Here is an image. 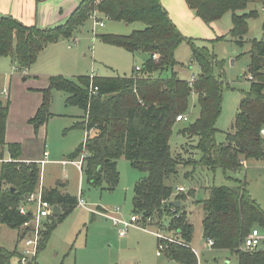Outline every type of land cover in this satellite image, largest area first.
Returning <instances> with one entry per match:
<instances>
[{
	"label": "trees",
	"instance_id": "1",
	"mask_svg": "<svg viewBox=\"0 0 264 264\" xmlns=\"http://www.w3.org/2000/svg\"><path fill=\"white\" fill-rule=\"evenodd\" d=\"M185 1L206 24L232 13L230 35L239 45L244 44L242 39L249 31L248 21L258 15L256 9L240 12L253 3H260L264 9V0ZM95 11L114 22L143 23L144 29L129 35L100 34L98 38L129 53H147L149 58L130 77L69 79L51 76L48 88L42 91L43 102L30 123L38 131L52 116V92L67 93L68 105L85 111V121L76 122L73 127L95 131L70 159L76 160L85 152L83 170L90 183L98 185L104 180L109 190H114L119 182L117 163L121 158L130 161L135 170L147 173V177L134 187L133 213L155 218L157 223L153 225L162 230L165 218L169 217L168 230L182 245L171 244L164 252L166 257L181 264H197V255L191 248L194 225L183 203L186 198L183 192L175 196L176 187L171 185L183 161L172 154L170 139L178 123L177 117L188 112L190 97L195 93L199 117L179 131L187 139H197L195 147L201 156L198 160H189L194 167L214 172L221 169L226 174L239 171L247 160H264V136L261 134L264 127V38L253 40L250 51L249 72L253 78L260 79L251 81L236 114L234 131L226 134L225 143L218 144L216 124L222 113L224 92V74H216V68L221 70L220 61L209 48L199 47L184 37L161 0H82L63 24L51 28L26 26L11 16L0 14V58H10L18 69L28 70L48 45L72 38ZM226 39L227 36H221L213 41ZM184 41L191 46L192 57L201 69L193 84L179 78L176 72L164 77V73L174 70L178 64L175 53ZM91 86L98 91L91 92ZM9 111L10 101L0 98V225L17 230L20 243L30 231L26 224L31 216L22 215L19 207L39 188L41 169L35 162L20 161L21 144L6 142ZM6 153L10 156L7 161ZM43 194L45 200L61 207L62 215L52 216L47 222L39 253L47 246L55 228L79 203L77 197L64 194L59 188H43ZM173 201H180V207L173 206ZM202 206L203 237L207 242L214 241L213 248L230 251L237 257L238 264H264V249L243 248L253 229L264 230V210L249 194L245 183L210 188ZM17 245L13 251L0 246V264H12L14 257L20 258ZM17 264H21L20 260Z\"/></svg>",
	"mask_w": 264,
	"mask_h": 264
},
{
	"label": "rangeland",
	"instance_id": "2",
	"mask_svg": "<svg viewBox=\"0 0 264 264\" xmlns=\"http://www.w3.org/2000/svg\"><path fill=\"white\" fill-rule=\"evenodd\" d=\"M255 9L258 15L248 21L249 31L242 39L243 45L237 44L230 35L233 28L232 13H227L211 26L199 19H197L198 23L195 20L184 19L180 24V31L185 38L191 39L199 47L209 48L221 64V70L216 68L218 76H221L222 72L224 74L222 113L216 124L218 144L225 143L226 134L234 131L236 114L244 93L250 89L251 81L260 79L253 78L249 72L252 63L250 51L253 40L264 38V10L260 3H253L240 14L249 13ZM95 15L99 20L103 19L101 13L95 11L93 16ZM91 19L72 38H64L50 44L68 42L50 49L45 58L31 66L32 71L76 79L80 76L130 77L135 73L136 67H143L147 54L136 53L132 56L120 47L103 43L98 35L108 31V25L107 27L95 26ZM108 21L105 20V23L108 24ZM135 26L139 30L145 28L143 23H136ZM118 29L120 32L126 31L123 27ZM217 34L225 35L227 39L214 42L212 39ZM175 58L178 64L174 70L164 73V77L176 72L179 78L193 84L192 79L198 77L201 69L193 59L191 46L187 41L177 48ZM43 84V78L36 81L34 76H25L24 70L18 69L10 59H0V93L2 90L5 91L3 95L9 99L11 91L13 116L20 114L27 105L31 106L38 95L42 98ZM3 95L0 94V97L5 100ZM67 95L60 91L52 92L50 102L52 116L44 126L41 138V142H46L45 149L50 154V162L41 166L42 183L47 188L59 187L65 193L77 198L80 197L81 191L86 207L78 205L55 228L47 246L39 253L38 261L41 264H116L118 261L123 264H181L169 261L165 253L161 257L157 255L160 240L154 234L132 227L128 230L127 236L122 238L119 236L120 227H116L112 220L98 213H116L123 220L130 221L134 214V187L140 180L147 177V173L135 170L130 161L121 158L117 163L119 182L114 190H109L104 180L98 185H93L87 175L81 174L76 167L72 165L64 167L56 163V161L68 160L84 140V133L79 130L80 128L67 126L68 115L81 113L77 107H66ZM199 113L198 96L193 93L190 97L189 110L185 114L188 120L175 125L170 139L172 154L183 161V167L179 169L171 185H174L176 190L179 187L185 188L183 195L186 200L183 203L188 219L194 225L193 247L201 251L196 256L197 264H238L237 257L230 251L222 253L206 251L208 250L207 245L210 249L211 247L203 239L204 209L202 203L207 198L210 188L233 186L238 182H243L249 194L264 210V160H247L243 162L239 171L226 174L221 169L214 172L199 166L194 167L192 161L198 160L201 156L195 147L197 139H187L179 131L194 123ZM74 144L77 146L71 151ZM1 165L0 162V171ZM176 194L179 193L176 191L175 196ZM164 222L165 229L162 233L170 236L169 217H166ZM157 228L154 226L152 229L156 231ZM260 235L263 239L259 248L264 249L263 229L260 230ZM171 236L176 238L175 235ZM16 243L22 248L23 240L18 243V231L0 225V245L13 251ZM225 257L229 258L228 261H225ZM12 264H17V257L12 259Z\"/></svg>",
	"mask_w": 264,
	"mask_h": 264
},
{
	"label": "crops",
	"instance_id": "3",
	"mask_svg": "<svg viewBox=\"0 0 264 264\" xmlns=\"http://www.w3.org/2000/svg\"><path fill=\"white\" fill-rule=\"evenodd\" d=\"M81 1L82 0H0V14L5 15V16H11L26 26H38L39 28H51L55 25L63 24L68 19V17L72 14V12L79 6ZM161 1H162V4L164 5V7L166 8V10L168 11L170 18L177 25L179 30H181L180 24L183 23L184 19L189 20V21L195 20L196 23L199 22L197 19L202 21L199 17L196 16L194 11H192L188 7L185 0H161ZM102 18L103 19H100V20L104 21V24H105L103 27H107V25H108V31H106L104 34L129 35L133 31L139 30L135 26L136 23L131 24V25H127V24H124L121 22H114V21L109 20L107 22L108 24H106L105 20H108V19H105V16H103V15H102ZM202 22H204V21H202ZM213 23H215V22H213ZM213 23L207 24V25L211 26ZM111 25H114V26H111ZM121 27L125 28L126 31L125 32L118 31V30H120L118 28H121ZM80 32H81V30H80ZM221 36H225V35L217 34V35H215L214 39H212V40H215L216 38L221 37ZM67 43L68 42L64 41V42H61V43H58L55 45L47 46L44 49V51H42L40 53L37 62H40L42 58H45L49 54L50 49L54 48L55 46H57L59 44H67ZM136 53H143V52H136ZM136 53H130V54L132 56H134ZM145 54H147V53H145ZM148 58H149V55L147 56V59ZM0 59H2V58H0ZM3 59L6 60V59H10V58H3ZM10 61H11V63H13L11 59H10ZM24 72H25V76L26 75L34 76L36 81H38L42 78L44 79V84L42 85V88H43L42 91L45 90L46 88H48L49 78L51 76H54V75H49L50 73H43V72H39L36 70L32 71L31 68H29L28 70H24ZM47 77H48V79H47ZM0 94L1 95L5 94V91L2 90ZM42 98H43V95H42ZM42 98L40 97V95H38L35 102L31 106L27 105L26 109L23 110L20 114H17L16 116H13V109L11 108V103L13 100L12 95H11V91H10L9 99L5 97V100H3V98H1L3 101H6V100L10 101V111H9V116H8V120H7V127H6V142L7 143L21 144L22 145V156H21L20 161L25 162V163L35 162L39 165L40 169H41V166L47 165L50 162V154L45 149V147H46L45 143L46 142H41L42 141L41 138L43 137L42 136L43 135L42 134L43 129H44V126L47 125V123L42 125L39 128V130L36 131L34 126L30 123V120L36 116V114H37V112H38V110H39V108L43 102ZM67 98H68V95H67ZM67 98H66V107H76V106L68 105ZM77 108L81 111V113H78V114L71 113L70 115H68L69 116L68 120H67V126L68 127L71 126L72 128H74L73 126L76 122H83L84 121L85 111H83L79 107H77ZM79 130H81L84 133V135H83V138H84L83 143H84L88 137V134H87L88 132L84 129H81V128ZM89 134H90V136H94L95 131H90ZM81 144H82V142H81ZM185 144H186V142H185ZM76 146L77 145L74 144L70 150L71 151L74 150L76 148ZM6 154L7 155L5 156V161L9 160V157H10L8 153H6ZM80 158H81V156H80ZM80 158H78L76 160L69 158L68 160L56 161V163L61 164L64 167L67 165H72V166L76 167V169L81 174H83L84 170L83 169L80 170L76 166V164L72 163L75 161H79ZM63 161H68L69 163L66 165H63L62 164ZM0 162L2 164V161H0ZM1 167H2V165H1ZM42 179H43V177H42V173H41V180H40V186L39 187L47 188L45 185H43ZM50 188H59V187H50ZM59 190L65 194V192L62 191V189L59 188ZM79 196L82 197L81 191H80ZM98 219L100 220V218H98ZM18 235H19V232H18ZM203 239H204V237H203ZM204 241L206 243H208L206 239H204ZM193 244H194V237H193V241L191 243V248L194 251V253L198 256L201 251H199L198 249L193 247ZM16 245H17V243H16ZM16 245H15V247H16ZM0 246H2V245H0ZM17 246H18V250L20 253L23 249V246H22V248H20L19 244ZM207 248H208V250H206V251H211V252L215 251L217 253L226 252V250H217L215 248L210 249L208 247V245H207ZM203 252H205V250ZM161 256H159V257H161ZM167 259L171 262H176V261H174L168 257H167ZM228 259H229L228 257H225V261H228ZM18 261H19V257H17V263H18ZM37 261H38V259H37ZM38 263L41 264L39 261H38ZM116 264H123V263L118 261Z\"/></svg>",
	"mask_w": 264,
	"mask_h": 264
},
{
	"label": "built area",
	"instance_id": "4",
	"mask_svg": "<svg viewBox=\"0 0 264 264\" xmlns=\"http://www.w3.org/2000/svg\"><path fill=\"white\" fill-rule=\"evenodd\" d=\"M91 18L94 21L95 26L103 27L105 25L104 21L99 20L96 15L95 16L92 15ZM136 69L140 70L141 68L137 67ZM194 81L195 78L192 79V82ZM97 91H98L97 87L91 86V92H97ZM187 120L188 117L185 114L177 117L178 122L187 121ZM87 134L90 135L89 132ZM261 134L262 136H264V127L262 128ZM86 157L87 154L84 152L82 153L79 161H75L72 163L76 164V166L80 170H82ZM68 163H69L68 161L62 162L63 165H66ZM184 191H185L184 187H179L177 189L178 193ZM78 202H79L78 203L79 206L86 207V202L84 201V199H82L81 196L79 197ZM54 207L55 206L51 202L44 199L42 187L38 188L37 191H35L34 193H31L27 197V199L21 203L19 207V212L22 215H29L30 213H32L30 222L26 224V227H28L30 231L23 238V249L20 252V258H19L21 264H30L31 262L37 260V257L39 255V248L42 240V234L46 227L47 222H49L51 217L53 216ZM98 213L101 216L104 215L106 218L112 220L113 224L116 227L118 228L120 227L119 236L122 238L127 236L128 230L132 227L154 234L160 240L159 250L157 252L159 256L164 254V252L169 248L171 244L182 245V242L179 239L174 238L171 235L170 236L164 235L162 233L163 231L162 229L157 228L158 230L155 229L156 231H154V229H152L154 227L153 224H155L157 220H155V218L153 217L146 218L143 215L133 214L131 216L130 221H125L122 218H120L116 213H109V212H103V213L98 212ZM262 239L263 237H261L260 235V229L258 228L253 229L251 234L246 238L243 248L246 250L260 249L259 247ZM208 243L211 248L214 246L213 240H208Z\"/></svg>",
	"mask_w": 264,
	"mask_h": 264
},
{
	"label": "water",
	"instance_id": "5",
	"mask_svg": "<svg viewBox=\"0 0 264 264\" xmlns=\"http://www.w3.org/2000/svg\"><path fill=\"white\" fill-rule=\"evenodd\" d=\"M172 205L175 207H180L181 202L180 201H173ZM30 216L32 215V213L29 214ZM62 215V209L60 206L56 205L54 207V211H53V216L54 217H60Z\"/></svg>",
	"mask_w": 264,
	"mask_h": 264
}]
</instances>
